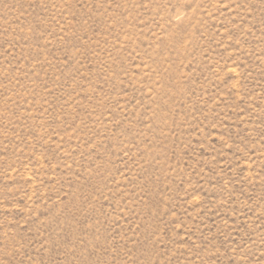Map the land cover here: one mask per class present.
<instances>
[{"label":"rangeland","instance_id":"1","mask_svg":"<svg viewBox=\"0 0 264 264\" xmlns=\"http://www.w3.org/2000/svg\"><path fill=\"white\" fill-rule=\"evenodd\" d=\"M0 264H264V0H0Z\"/></svg>","mask_w":264,"mask_h":264}]
</instances>
